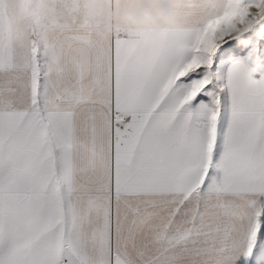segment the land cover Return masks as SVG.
Here are the masks:
<instances>
[{
    "label": "snow or ice",
    "instance_id": "obj_1",
    "mask_svg": "<svg viewBox=\"0 0 264 264\" xmlns=\"http://www.w3.org/2000/svg\"><path fill=\"white\" fill-rule=\"evenodd\" d=\"M221 5L113 35L35 0L25 42L0 0V264H264V79L212 71L264 0Z\"/></svg>",
    "mask_w": 264,
    "mask_h": 264
},
{
    "label": "clouds",
    "instance_id": "obj_2",
    "mask_svg": "<svg viewBox=\"0 0 264 264\" xmlns=\"http://www.w3.org/2000/svg\"><path fill=\"white\" fill-rule=\"evenodd\" d=\"M35 0H11L16 10V26L22 41L29 39L33 29L38 38H42L45 30L37 28L33 17ZM90 12L99 13L100 27L115 34L127 35L130 31L161 28H179L185 23V14L179 10L183 0H81ZM173 3L178 5L173 9ZM209 8L220 9L221 0H206ZM246 37V38H245ZM227 39H235L250 49L253 46L264 45V21L255 17L238 26V30L230 33ZM247 75L264 79V61L258 55L243 59Z\"/></svg>",
    "mask_w": 264,
    "mask_h": 264
},
{
    "label": "rangeland",
    "instance_id": "obj_3",
    "mask_svg": "<svg viewBox=\"0 0 264 264\" xmlns=\"http://www.w3.org/2000/svg\"><path fill=\"white\" fill-rule=\"evenodd\" d=\"M249 50L250 48L246 47L243 43H240L235 39L225 38V42L221 44L212 57V71L222 78L223 74L220 72L222 68L230 63L243 60L247 57ZM257 55L262 61H264V45L258 46Z\"/></svg>",
    "mask_w": 264,
    "mask_h": 264
},
{
    "label": "crops",
    "instance_id": "obj_4",
    "mask_svg": "<svg viewBox=\"0 0 264 264\" xmlns=\"http://www.w3.org/2000/svg\"><path fill=\"white\" fill-rule=\"evenodd\" d=\"M234 63H235V62H234ZM232 64H233V63H230L229 65H226V66H224V67L222 68V70L220 71V72L223 74L222 78L226 77V75H227V73H228V71H229V69H230V67H231ZM222 71H223V72H222Z\"/></svg>",
    "mask_w": 264,
    "mask_h": 264
}]
</instances>
